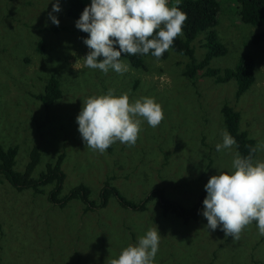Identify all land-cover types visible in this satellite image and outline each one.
<instances>
[{
	"label": "rangeland",
	"instance_id": "rangeland-1",
	"mask_svg": "<svg viewBox=\"0 0 264 264\" xmlns=\"http://www.w3.org/2000/svg\"><path fill=\"white\" fill-rule=\"evenodd\" d=\"M215 1L219 10L213 31L226 52L208 66L231 69L245 56L253 62L254 82L238 97L234 79L216 83L201 72L192 80L183 77L189 60L172 51L164 60L145 57L144 69L129 66L123 75L90 69L83 59L89 49L66 14L67 0H59V13H52L56 0H0V146L17 147L13 170L23 171L36 146L40 158L33 179L63 154L65 179L58 197L83 185L96 202L108 183L131 202L161 190L188 209L211 176L234 171L235 147L216 149L225 131L223 105L238 113L237 131L254 141L253 161L264 162V43L251 42L264 28L241 22L235 0ZM84 3L90 6L91 0ZM175 4L169 0V6ZM49 13L59 20L58 27ZM203 42L200 35L190 45L196 61L205 53ZM49 77L58 81L61 95L45 107L34 96ZM109 89L116 96L127 93L130 103L154 98L164 119L156 128L141 119L134 146L116 142L101 154L85 146L76 118L87 98ZM50 188L42 187L41 194L17 192L0 178V264H109L156 227L161 238L153 264H264V236L256 224L234 240L207 229L202 209L196 220L184 222L162 215L155 201L140 212L111 197L106 207L83 212L79 200L63 208L48 203Z\"/></svg>",
	"mask_w": 264,
	"mask_h": 264
},
{
	"label": "clouds",
	"instance_id": "clouds-1",
	"mask_svg": "<svg viewBox=\"0 0 264 264\" xmlns=\"http://www.w3.org/2000/svg\"><path fill=\"white\" fill-rule=\"evenodd\" d=\"M179 2L169 6V0H91L75 25L88 34L83 41L89 49L83 58L85 66L104 74L112 69L123 75L129 66L123 62L122 53H151L159 61L182 35L187 14L180 10ZM60 11L56 0L52 13ZM52 13L49 19L58 27L60 22ZM114 91L109 89L106 95L87 98L76 118L85 146L101 154L116 142L134 146L141 119L152 128L164 119L162 107L154 98L143 97L130 103L127 93L116 96ZM222 137L217 151L231 149L237 143L227 130ZM256 151V147H250L246 157L236 152L234 171L213 175L208 180L202 212L207 229L220 228L225 237L239 240L242 231L256 222L258 234L264 236V162L253 161ZM160 238L157 227L147 230L136 245L127 246L109 264H153Z\"/></svg>",
	"mask_w": 264,
	"mask_h": 264
},
{
	"label": "trees",
	"instance_id": "trees-1",
	"mask_svg": "<svg viewBox=\"0 0 264 264\" xmlns=\"http://www.w3.org/2000/svg\"><path fill=\"white\" fill-rule=\"evenodd\" d=\"M237 5L236 11L241 22L264 28V0H235ZM89 6L84 0H67L66 14L71 18L75 25L79 20L85 7ZM179 8L187 14V20L183 25L182 35L174 40L173 45L168 51H172L178 55L188 58L189 62L184 67L182 76L190 80L195 78L197 72H201L202 77L212 78L216 83H224L230 79H234L236 83V97L245 92L254 82L253 62L250 57H241L231 69L219 70L211 68L208 63L211 58L224 55L226 49L218 42L213 27L217 23L218 4L215 0H180ZM78 38L83 42L88 38V34L80 31L75 26ZM202 36V47L205 50L203 57L196 61L193 57V49L191 43ZM251 42L254 45L264 43V29L255 33ZM84 43V42H83ZM38 52L42 50L43 45L39 43ZM119 50L118 45L115 46ZM168 51H166L160 60H164ZM151 57L156 59L149 53L148 55L137 54L135 56L125 55L122 53L121 58L126 61L128 66L133 69H144L143 59ZM102 59V58H98ZM61 92L58 81L49 77L43 86V91L34 96L45 107L49 106L55 100L60 98ZM225 130L236 140L234 146L236 152L241 156L249 155L250 147H254V141L247 137L244 132L237 131L239 115L229 106L223 105L220 108ZM17 147L3 148L0 146V178L3 179L17 192L30 190L34 194L43 193L41 188L51 186L47 192L46 199L51 205L63 208L71 200H79L83 204V212L93 211L106 207L108 199L114 197L116 202L124 208L145 211L146 205L150 201H155L160 208L162 215H173L181 218L184 222L196 220L203 210V200L207 193H201L197 202L191 208H184L175 201L168 200L164 197L161 190H154L145 196L139 202H131L122 197L116 188L104 183L99 190L98 200L95 202L89 198L90 191L83 185H77L70 189L66 195L58 197L62 191L65 175L61 170L63 154L56 157L55 161L45 166L44 172L40 173L36 179L31 178V173L37 165L40 154L36 146H33L28 153V160L22 172L13 170L14 158L16 156ZM255 155V154H254ZM253 155V157H254ZM252 224H256L253 222ZM222 232L220 228H217Z\"/></svg>",
	"mask_w": 264,
	"mask_h": 264
}]
</instances>
